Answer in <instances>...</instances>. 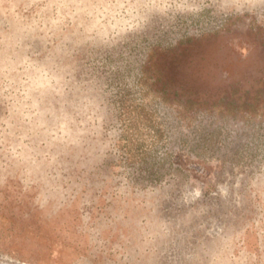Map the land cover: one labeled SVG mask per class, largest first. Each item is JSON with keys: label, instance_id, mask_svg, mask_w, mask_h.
<instances>
[{"label": "rangeland", "instance_id": "rangeland-1", "mask_svg": "<svg viewBox=\"0 0 264 264\" xmlns=\"http://www.w3.org/2000/svg\"><path fill=\"white\" fill-rule=\"evenodd\" d=\"M0 264H264V0H0Z\"/></svg>", "mask_w": 264, "mask_h": 264}]
</instances>
